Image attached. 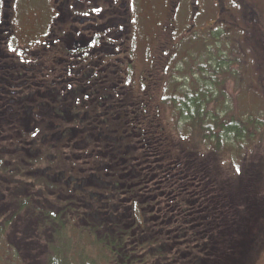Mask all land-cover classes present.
I'll list each match as a JSON object with an SVG mask.
<instances>
[{
	"label": "trees",
	"instance_id": "1",
	"mask_svg": "<svg viewBox=\"0 0 264 264\" xmlns=\"http://www.w3.org/2000/svg\"><path fill=\"white\" fill-rule=\"evenodd\" d=\"M246 28L258 36V25ZM19 58L0 70V264L254 263L264 246V177L256 168L248 183L239 161L227 177L217 158L226 127L209 108L226 111L221 73L209 72L208 88L166 94L129 72L57 78L39 69L40 57ZM14 72L32 83L12 86ZM252 118L225 132L244 140ZM196 132L214 153L200 152Z\"/></svg>",
	"mask_w": 264,
	"mask_h": 264
},
{
	"label": "flooded vegetation",
	"instance_id": "2",
	"mask_svg": "<svg viewBox=\"0 0 264 264\" xmlns=\"http://www.w3.org/2000/svg\"><path fill=\"white\" fill-rule=\"evenodd\" d=\"M213 1L221 10V1ZM236 1L242 8L245 7V0ZM153 4L152 0H0V70H11L6 68L10 66L5 67L6 63L16 66L15 62L19 57H25L28 65L33 57H40L39 69L46 75L55 72L57 78L62 76L60 73L78 77L84 72L92 75L108 72V76L115 72L120 75L129 72L133 78L136 76L133 79L136 83L144 74L143 70L136 72L134 67L139 64L147 65V58L142 56H148L150 51L156 52L162 45L161 40L170 32L166 28L171 15L176 12L187 15L190 12V20H195L196 15L205 9L202 0H165V7H157L156 10L153 9ZM154 12L165 19L160 26L164 35L159 37V43H156L157 24L156 19H153ZM29 17H33L34 26L17 24L20 19L25 18L26 21ZM220 21L217 17L213 23L218 24ZM26 27L31 33L25 32ZM141 27H144V31H141ZM216 28L213 25V30L216 31ZM202 31L204 32L203 27ZM182 38L185 40L183 34ZM170 41L174 45V40ZM186 51L189 53L190 48L187 47ZM174 53L170 54L169 62ZM52 56L59 62H51ZM205 57L200 53L198 58V54L193 52L180 62L172 60L175 65L170 70L172 88L178 90L182 86L187 91L197 90L196 86L203 84V81L208 88L209 72H204L206 64L202 61ZM192 62H198L195 70L202 75H188L191 73ZM175 67H181L186 74H177ZM177 75L186 76V84H177ZM18 77H23V80ZM125 78L127 76H122V81L119 82H124ZM14 80V87L32 83L27 74H17ZM43 85L42 82L33 83L36 87ZM218 86L222 87L220 83Z\"/></svg>",
	"mask_w": 264,
	"mask_h": 264
},
{
	"label": "rangeland",
	"instance_id": "3",
	"mask_svg": "<svg viewBox=\"0 0 264 264\" xmlns=\"http://www.w3.org/2000/svg\"><path fill=\"white\" fill-rule=\"evenodd\" d=\"M220 1L221 10H219L220 6H216L215 1L202 0L205 9L196 15L195 20H190V12L187 15L183 12L172 14L166 28L170 32L161 40L162 45L156 49L157 53L150 51L147 53L148 56L144 54L142 57L147 58V62L145 61L147 65L139 64L134 68L136 72L143 70L144 75L139 77L140 81L145 80L144 83L147 84L155 83L158 86L155 91L160 93L166 91L167 94V91L170 92L173 89L172 86L168 87L166 84L168 78H170V70L175 66L172 64V60L180 62L183 57L190 56L193 52L198 54V58L200 53L202 56H206L202 58L203 63L206 64L203 70L205 73L216 72L215 70L221 73L219 76L215 73L216 76L214 77L217 84L220 83L222 86L218 88L220 90H217L219 93L217 101H220L221 104L226 103V111L224 107L221 108L220 106L215 109L209 108L214 116L222 115L221 120L224 121L223 125L226 127L224 131L218 130L225 137V141L222 144L220 156L217 158H221L222 169L227 177H234L235 172L240 168L242 172L250 170L245 179L248 183L252 182L253 185L256 168L257 170L258 168L262 169L264 177V0H245V4H247L245 8H242L236 0ZM152 2L155 10L157 7L161 9L165 7V0H152ZM216 15L221 19L218 23L219 26L217 23H213L214 19L217 18ZM153 19H156V43H159V37L164 35V31L160 29V26L165 19L164 16H158L157 12H154ZM24 23L25 25H35L33 17L27 18L26 21L25 18L17 21L18 25ZM251 24L253 26L258 25V28H260V30H257L258 36L252 37L248 32L246 27H250ZM213 25L214 28L218 26L216 31L213 30ZM141 31H144V27H141ZM214 31L217 38L213 37ZM25 32L31 33L28 27H26ZM182 34L185 40L182 38ZM34 36L36 38V35ZM170 39L174 40V45ZM187 47L190 48L189 53L186 51ZM173 48L174 51H172ZM173 52L175 53L169 62L170 54ZM197 65L198 62H192L189 76L193 77L197 73L202 75L200 72L196 73L195 68ZM175 72L186 74L183 73L181 67H175ZM177 76L180 78L179 84L186 77ZM223 94H226L225 98H223ZM159 97L163 98L161 95ZM162 116L165 119L171 118L170 112L167 110L163 112ZM250 116L254 118H252L251 125L247 130L249 136L245 137L244 140L238 139L234 133L225 132L230 123H237V119L242 122L243 119L247 120ZM177 118L179 119V117ZM218 122L220 121L218 120ZM256 122L262 123L258 131L254 124ZM187 135H191V133H187ZM194 135L192 141L200 152L205 153L207 149L210 153H214L215 148L211 147L213 143L210 140H207V146L204 148L207 137L204 138L200 132H196ZM239 142L243 146L241 154L244 155L245 161L243 156L238 155ZM230 154L240 157V159L236 157L233 160ZM238 161L243 162L244 166L241 163L238 165ZM233 163L240 166L239 169H235V166H232ZM82 245H84V241ZM90 247L86 246L85 251L90 253V256H94L95 254L89 251ZM5 258L7 260V257ZM253 264H264V246L259 248L257 258Z\"/></svg>",
	"mask_w": 264,
	"mask_h": 264
}]
</instances>
